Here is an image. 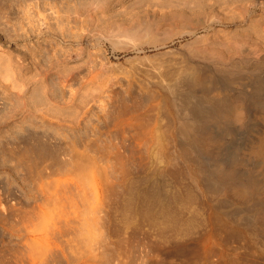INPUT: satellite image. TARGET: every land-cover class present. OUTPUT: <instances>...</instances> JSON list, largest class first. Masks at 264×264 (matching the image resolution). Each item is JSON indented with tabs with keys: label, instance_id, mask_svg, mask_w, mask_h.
<instances>
[{
	"label": "rangeland",
	"instance_id": "rangeland-1",
	"mask_svg": "<svg viewBox=\"0 0 264 264\" xmlns=\"http://www.w3.org/2000/svg\"><path fill=\"white\" fill-rule=\"evenodd\" d=\"M41 1L27 21L21 11L0 19V43L32 58L61 109L45 118L25 112L45 146L33 147L30 172L0 152V196L9 180L15 196L7 197L11 215L0 217V264H264V223L255 228L251 197L220 183L253 174L245 131L218 141L187 137L178 95L164 85L169 76L149 68L145 41L108 37L84 12L73 20L69 0ZM118 10L107 17L123 16ZM59 58L76 66L65 80L49 69ZM13 120L0 124V142L27 125ZM220 121L208 120L212 131ZM241 156L247 162L237 164Z\"/></svg>",
	"mask_w": 264,
	"mask_h": 264
},
{
	"label": "bare ground",
	"instance_id": "bare-ground-1",
	"mask_svg": "<svg viewBox=\"0 0 264 264\" xmlns=\"http://www.w3.org/2000/svg\"><path fill=\"white\" fill-rule=\"evenodd\" d=\"M43 1L53 7L52 0ZM69 1L74 9L73 13L69 11L75 16L73 20L81 18L84 12L85 18L90 20V23L87 21L88 25L92 24L108 37L113 36L132 45L145 41L147 49L152 51L149 68L162 80L165 75L169 76L168 81L163 80L164 85L178 95L179 100L175 99L173 104L178 105L185 114L181 121L186 127L187 137L193 140L218 141L221 135L227 136L239 129L245 131L249 136L247 138H250L251 151L248 152L252 155L250 163L252 162L254 169L253 174L247 178L245 173L244 178L238 179V176L232 185L227 184L228 179H221L220 183L228 194H235L238 190L241 199L251 197L253 225L256 229L261 228L264 223V0H137L139 3L137 2L136 7L128 5L133 0H127V5L124 0ZM36 2L37 0H0V19L3 16L9 20L12 15H19L20 11L23 17L29 16L28 10L32 11V5ZM61 2L65 0H60ZM117 4L119 7L116 8ZM69 5L61 4L65 9L67 6L70 8ZM36 9L38 11L37 7ZM118 9H121L123 16L107 17L109 12L115 15V12H119ZM78 15L80 16L77 18ZM21 26L24 27L19 24V28ZM1 28L0 31L3 30ZM13 50L0 43V85L6 90V93L3 89L2 93L0 91V124H8L7 122L16 121L13 119L22 116L27 125L22 126L21 131L10 133L9 138L1 140L0 152L2 156L4 153L11 161L14 160L16 165H23L28 173L33 147L45 146L41 137L39 139L30 127L33 124L26 115L35 110L40 112L41 117L45 114L50 116L59 113L61 109L53 106L55 104L51 105L47 98L46 89L49 85L42 69L35 67L30 56L27 55L29 59L25 53ZM61 59L49 69L54 68L55 73H59L65 80L70 74L72 63L68 64L65 58L64 61ZM212 90L216 93L210 95ZM248 103L252 104L251 107L246 106ZM248 110L250 122L246 116ZM210 119L222 120L219 128H216L218 131L214 130L215 127L212 131V122L208 124ZM20 152L22 155H19ZM242 156L236 158L237 164L246 160ZM10 185V180L1 185L2 218L10 216L13 207V204L7 203L8 196L15 197ZM25 205L22 230L28 234L30 209L28 202Z\"/></svg>",
	"mask_w": 264,
	"mask_h": 264
}]
</instances>
